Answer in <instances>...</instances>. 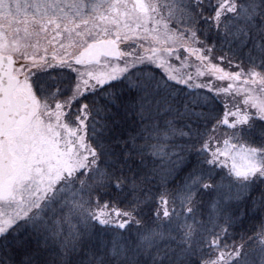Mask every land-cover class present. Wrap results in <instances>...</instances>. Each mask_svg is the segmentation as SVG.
I'll list each match as a JSON object with an SVG mask.
<instances>
[{
  "label": "snow or ice",
  "instance_id": "6c2138e0",
  "mask_svg": "<svg viewBox=\"0 0 264 264\" xmlns=\"http://www.w3.org/2000/svg\"><path fill=\"white\" fill-rule=\"evenodd\" d=\"M0 191V264H264V0H0Z\"/></svg>",
  "mask_w": 264,
  "mask_h": 264
},
{
  "label": "rangeland",
  "instance_id": "374dc122",
  "mask_svg": "<svg viewBox=\"0 0 264 264\" xmlns=\"http://www.w3.org/2000/svg\"><path fill=\"white\" fill-rule=\"evenodd\" d=\"M14 11V10H13ZM72 161L63 159V160H57L53 159L51 165H49L48 162L43 163V168L46 170V175L43 177L45 183L49 182L50 180H55L58 176V173L62 170H66L68 166H70ZM19 179H24V176L21 174L19 176ZM10 196H7L3 191H0V201H3L5 199H10ZM5 211H11L8 209H5L4 211H0V219L3 218Z\"/></svg>",
  "mask_w": 264,
  "mask_h": 264
},
{
  "label": "trees",
  "instance_id": "16d2710c",
  "mask_svg": "<svg viewBox=\"0 0 264 264\" xmlns=\"http://www.w3.org/2000/svg\"><path fill=\"white\" fill-rule=\"evenodd\" d=\"M117 119L120 121V123L117 126L116 132L113 134L114 136L131 137L133 135H139L140 125L137 119H133L130 116H124V115L117 117ZM200 127L203 128L204 125L201 124ZM122 147H123V144L119 145L118 150L119 148H122ZM252 223H254V221H251V220L246 221V224L248 227H251Z\"/></svg>",
  "mask_w": 264,
  "mask_h": 264
}]
</instances>
